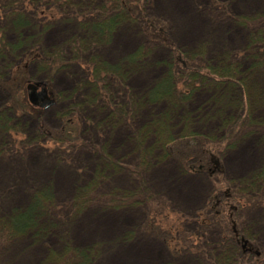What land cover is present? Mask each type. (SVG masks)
<instances>
[{"label": "rangeland", "instance_id": "374dc122", "mask_svg": "<svg viewBox=\"0 0 264 264\" xmlns=\"http://www.w3.org/2000/svg\"><path fill=\"white\" fill-rule=\"evenodd\" d=\"M140 2L142 5L145 4L146 8L149 7L151 15L158 17L164 23L168 37L172 38L176 48L189 51L205 41L209 55L215 49L217 51L221 48L244 47L248 36L247 30L250 27L236 26L234 23L236 21L232 18L233 15H243L252 19L264 10V0H141ZM224 9L228 11L226 18H223L225 16ZM56 17L59 20L46 23L45 30L36 31L38 41L45 48H52L60 41L68 39L74 31L73 22L66 23L62 19L60 20L59 16ZM262 22V24L258 22V25L262 26L264 20ZM30 27L32 26L25 27L23 36L33 30ZM35 29L37 30V27ZM16 38L17 33L14 29L7 28L5 39L14 42ZM143 46L148 50L144 58L147 61L161 59L164 53H167L162 46L145 41L137 30L136 24L121 23L111 33L109 41L99 49V54L111 66ZM65 52L67 53V49ZM18 54L17 51L10 58L17 57ZM84 69L85 66L76 63V65L72 64L68 67L67 70H51L48 75L45 73L40 75L41 79L48 77L47 81L53 80L54 93L61 90L66 93V96H72L74 91H77L79 95L77 94L75 98H64L57 103L53 96V102L45 107L40 115L23 111L11 115L12 111L8 110L9 115L6 120L13 134H17L15 130L19 129L25 132L21 133L22 137L18 135L19 140L26 136L31 137V140L30 143H25V146L29 147L28 152H23L22 145H19L18 148L11 137H7L1 145L0 208L23 206L28 200L31 186L49 187L56 201L53 211H49V216L52 221L54 218H58L57 223L61 222V228L57 231L49 229L44 235L35 238L30 235V232L28 233V230H24L18 237L16 236L12 243H3L0 238V264H39L41 261L44 264H55L49 257V251L62 253L64 249L66 252L65 246L83 249L94 246L96 250L91 255V264H201L204 257L213 258L220 241L218 232L207 230L205 223L208 221L210 223L208 217L202 224L197 223L194 217L197 211L204 213V205L209 193L219 184L215 181L214 176L181 170L182 162H178V159L183 156L196 155L194 145L192 148L190 147L192 145L191 136H183L181 131L204 133L208 137L211 136L214 138L212 141L210 140L211 144L224 142L228 148L222 144L224 152L217 154L222 163L224 177L237 179L264 166V140L258 142L257 135H250L234 145V139L220 138L223 132H217L214 128L217 122L218 126L220 123L219 120H216V123L214 121L217 118L214 115L215 108L219 103L217 100L211 99V92L206 89L203 93H199L201 96H198L196 102L187 108L188 120L183 121L182 116L178 113L180 111L173 119L172 126H178L175 129L180 133L178 135L173 133L172 135L175 136L173 139L170 136L171 139H168L166 144L177 152L173 151L170 156L159 151L152 152L149 155L152 158L143 166L138 165L139 154L135 147L136 141L132 139L137 138L138 133L139 138L143 140H140L142 147L150 148L152 137L139 134V129L143 122H147L152 115L158 114L164 108L163 104L160 101L159 103L155 102L156 105L154 102L152 104L143 102L139 106L140 108H136V112H134V108H129V114L125 116L126 121H114V127H111L112 124L110 125L107 120L109 117H112L113 120L118 118L114 109L122 102L121 93H118L114 99L111 96L112 106L106 101H101L100 104V101L95 100L96 98L93 96L88 98L91 100L86 104L81 102L80 96L86 98L90 93L86 86L82 83L79 84V82H84L86 73V71L84 73ZM120 73L122 80L116 84V87L120 88L124 85L126 95L138 98L146 94L155 78H159L164 73V68L161 65L147 64L142 68L131 66L125 70L124 66L120 65ZM253 85L258 90L252 89L251 91L256 103L254 113L256 117H263L264 93L262 97L258 95H261V90L264 91V76L261 80L259 78L255 80ZM77 88L78 90H76ZM16 90L18 93L25 92V84L22 87L17 86ZM259 91L260 93H258ZM5 98L0 95V105ZM75 102H81L80 110L77 113L83 127L80 136L91 148L85 146L77 151L74 147L64 149L65 146L61 149L47 141L45 149L40 143L32 140V135H28L34 132L39 120H43L49 128H58L61 124L60 113H63L65 109L69 108L70 116L75 115V111L72 110L74 108L72 105ZM71 103L73 104L69 106ZM229 108L225 107L223 110L221 109V112L227 111ZM197 110L198 113H193ZM98 122H101L100 126H98ZM106 122L110 126H106ZM179 128L184 129H180V131ZM19 142L22 141H18V144ZM111 163L116 166H114L115 168L110 167L105 172L106 177L101 185L103 192L96 197L100 200L90 203L78 212L68 209L69 197L75 187L89 181L90 174L97 164L106 167ZM141 183L149 192V195H145L144 199L139 196L138 201L127 206H120L114 201L116 194L112 197V192L116 189L123 192ZM99 189L95 192L97 193ZM259 195L264 199V191ZM160 198L166 200L172 210L183 214L186 219V224L184 223L182 227L184 232L179 236L181 244L177 237L171 242L168 235H165L166 239L160 236L157 232L158 228L151 230L144 225L148 214L147 205L154 199L158 201ZM240 198L244 201V197ZM227 201L229 206L235 207L234 199ZM252 203L247 206L246 210L239 209L243 215L237 211L239 220L236 225L244 226L251 237L253 235L260 244L263 243L264 249V206H262L264 204L261 202L254 204L253 201ZM61 204L66 212L62 213ZM167 219L165 218V220ZM244 228H242L243 231H245ZM199 230H204L201 239H198V234L195 233ZM191 233L194 235L192 236ZM123 236L126 237L123 238ZM192 240L202 242L200 245H195L191 243ZM173 245L177 248L174 249ZM241 264L243 263L241 262Z\"/></svg>", "mask_w": 264, "mask_h": 264}, {"label": "trees", "instance_id": "16d2710c", "mask_svg": "<svg viewBox=\"0 0 264 264\" xmlns=\"http://www.w3.org/2000/svg\"><path fill=\"white\" fill-rule=\"evenodd\" d=\"M140 1L0 0V95L6 97L0 105V148L3 141L7 137H11L18 148L19 145L24 147L23 152L29 150L25 143H30L31 137L24 136V139L19 140L18 135L22 137L21 133H25L19 129L15 130L17 134H13L6 120L7 115H9L8 110L12 111L11 115L19 111L40 115L41 111L45 110L43 107L31 105L27 101L24 91L22 93L17 92V86L22 87L28 80L40 79V82L46 84L49 94L52 97L55 96L53 97L55 102L58 103L64 98H75L78 94L77 91H74L72 96H66V93L61 90L54 93L53 80L47 81L48 77L41 79L40 75L43 73L48 75L51 70H67L68 67L72 64L73 66L76 65V63L85 66L84 82H79V84L82 83L90 92L86 98L80 96L81 102L86 104L91 100L88 98L93 96L96 98L95 100L100 101V104L101 101H106L112 106L110 103L111 96L114 99L118 93H121L122 102L114 109L118 118L113 120L112 117H109L107 120L110 125L112 124L111 127H114V121H126L125 116H128L129 108H134V112H136V108H140L139 106L143 102H151L152 104L160 101L163 104L162 107L164 108L158 114L152 115L147 122H143L139 129V134L152 137L150 148L142 147V142L140 143L142 139L139 138L138 133L137 138L132 139L136 141L135 147L140 161L138 165L143 166L152 158V156L149 157L152 152L159 151L166 156H170L173 151L177 152L166 144L168 139H171L170 136L173 139L175 135L180 133L175 129L178 126H172L173 119L180 111L178 113L182 116L183 121L188 120L187 108L193 105L206 89L211 92V99L217 100L219 103L218 107L215 108L214 115L217 118L214 121L216 123V120H219L220 123L219 126L218 122L216 126L213 125L217 132H223L220 138L234 139V145L250 135H257L258 142L264 140V115L263 117L255 116L254 106L256 103L251 93L252 89L257 90L253 85L255 80L258 78L261 80L264 76V24L258 25V22L263 23L264 10L252 19L243 15L231 16L236 21L234 22L236 26L250 27L247 30L248 36L244 47L237 49L221 48L217 51L215 49L209 55L205 41L189 51L176 48L172 38L168 37L164 23L158 17L151 15L149 7L146 8L145 4L142 5ZM223 12L225 14L223 18H226L228 11L224 9ZM56 16H59L60 20L62 19L66 23L73 22L74 31L68 39L60 41L52 48H45L38 41L36 31L45 30L46 23L59 20ZM121 23L136 24L137 30L145 41L162 46L167 53H164L161 59L147 61L144 58L148 50L143 46L110 66L100 56L99 49L109 41L111 33ZM27 26H32L30 28L33 30L23 36ZM42 26L44 29L41 28ZM7 28H13L17 33L14 42L5 39ZM66 49L67 53L65 52ZM17 51L19 52L18 56L10 58ZM147 64L161 65L164 68V73L159 78H155L153 85L144 96L133 98L131 95L125 94L124 85L120 88L116 87V84L122 80L121 73L119 74L120 65L128 70L131 66L142 68ZM261 91V93L258 92L261 95L257 93L259 97L263 96L264 91ZM81 102L69 104V106L73 104L72 110L75 111V115H69V108L60 113L61 124L58 128H49L43 120H39L34 132L28 135H32V140L37 141L44 148L47 147V141H50L53 146L61 147V149L65 146L64 149L74 147L77 151L85 146L91 148L80 136L83 127L77 113L80 110ZM225 107L230 108L221 112ZM198 112V110L193 111V113ZM149 114L150 112L147 115L149 116ZM107 122L106 126H110ZM99 123L101 125V122H98V126H100ZM183 123L185 124V122ZM182 132L183 136H191L192 145L190 147L192 148L194 145L196 155L180 157L178 162H182L181 170L214 176L215 181L219 184V188L215 187L209 193L204 205V213L197 211L194 217L199 224L204 223L208 217L210 223L209 221L205 223L207 230L218 232V238L220 237L218 249L215 255H212L213 258L204 257L201 264H241V262L243 264H264L263 243L260 244L253 235L251 237L244 226L238 227L236 225L237 220H239L238 215L242 214L239 209L246 210L252 201L254 204H259V202L264 204V199L260 198L259 195L264 191V166L238 179L224 177L222 163L217 156L219 152H224V142L211 144L210 140L212 141L214 138L208 137L204 133H185L184 130ZM173 133L176 134L173 136ZM18 141L22 142L18 144ZM114 166L116 165L113 163L106 167L97 164L90 174L89 181L87 180L88 182L78 184L75 187L71 197H69L68 209H74L77 210L75 212H78L90 203L100 200L96 197L103 192L101 185L106 177L105 172L110 167L115 168ZM98 189L99 191L96 193L95 191ZM29 190L28 200L20 208H14V206L5 209L0 208V238L3 243L14 242L16 236L18 237L24 230H28V233L30 232V235L35 238L44 235L49 229L57 231L61 228V222L57 223L59 219L54 218L53 221L55 222H53L49 216V211H53V207L56 205L51 188L31 186ZM120 192L122 191L119 189L112 192V197L116 194L114 201L120 206L135 203L139 200V196L144 199L145 195H149L148 189L143 183L118 195ZM240 197H244V201ZM229 199L235 200V207L229 206L227 201ZM103 203L105 202L103 201ZM169 206L170 204L164 199L160 198L158 201L154 199L146 207L148 214L144 225L151 230L158 228L159 231L157 232L160 236L166 239L165 235H168L169 241L173 242L175 237L179 239L181 233L184 232L182 227L186 219L183 214L172 210ZM62 207L61 204L63 213L66 209ZM165 218L168 219L165 220ZM215 225L217 227H214ZM163 232L164 234H162ZM195 233L198 234V239H201L204 230ZM191 235L193 236L194 233ZM125 237L123 236V238ZM201 242L200 240L191 241L195 245H200ZM64 248H66V252L63 249L62 253L49 251V257L53 259L55 264H91V255L96 250L94 246L85 249L72 246H65ZM173 248L176 249L177 247L173 245ZM47 250L49 249L47 248ZM39 264L44 263L41 261Z\"/></svg>", "mask_w": 264, "mask_h": 264}, {"label": "water", "instance_id": "95a60500", "mask_svg": "<svg viewBox=\"0 0 264 264\" xmlns=\"http://www.w3.org/2000/svg\"><path fill=\"white\" fill-rule=\"evenodd\" d=\"M25 90L28 101L33 105L47 107L53 102L44 83L28 81L25 84Z\"/></svg>", "mask_w": 264, "mask_h": 264}, {"label": "bare ground", "instance_id": "6f19581e", "mask_svg": "<svg viewBox=\"0 0 264 264\" xmlns=\"http://www.w3.org/2000/svg\"><path fill=\"white\" fill-rule=\"evenodd\" d=\"M247 149V148H246ZM242 152V151H241ZM244 152V151H243ZM242 154V153H241Z\"/></svg>", "mask_w": 264, "mask_h": 264}]
</instances>
